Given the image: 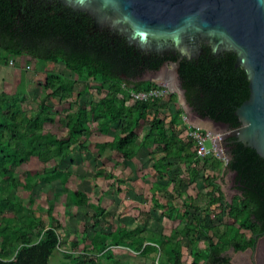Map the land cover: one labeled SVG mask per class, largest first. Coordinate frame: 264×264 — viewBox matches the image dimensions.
<instances>
[{"label": "trees", "instance_id": "16d2710c", "mask_svg": "<svg viewBox=\"0 0 264 264\" xmlns=\"http://www.w3.org/2000/svg\"><path fill=\"white\" fill-rule=\"evenodd\" d=\"M0 54V66H7L11 59L30 57L52 65L63 63L74 74L71 78L55 69L47 70L43 89L49 92L41 97L38 111L33 114L23 108L30 98L26 71L19 73L13 85L0 89V179L6 182L7 193L0 194V264H52L60 251V221L51 212L47 216L21 218L15 212L23 208L19 194L32 196L38 184L59 180L68 185L70 172L58 168L48 171L47 165L55 159L66 160L76 148L92 153L96 160L110 150L133 163H140L141 150H147L154 170L161 177L170 174L174 185L184 174L194 181L202 168L224 167L235 173L234 185L239 195L227 201L212 176L208 185L213 191L205 206H196L195 198H183L179 190L180 207L152 184L151 207L168 217L176 212V219L187 222L181 231L143 236V229L130 230L124 225L122 214L112 216L102 190H94L97 204L86 192L71 191L75 206L92 208L94 213L92 223L82 230L88 250L79 258L62 253L61 264H100L102 258H113L111 249L115 247L129 249L147 258L149 264H232L230 249L247 251L256 245L255 235L264 236V159L254 149L228 137L225 143L230 159L224 165L217 157L201 158L194 143L178 134L177 127L185 125L181 118L185 112L176 94H172L171 101L180 112L173 114L169 126L160 117L166 107L162 98L129 104L133 93L160 88L153 81L139 78L148 71L159 70L166 60L175 62L174 56L142 54L123 37L94 31L92 20L84 13L63 6L50 9L34 0H0ZM17 67L21 68L20 64ZM179 77L186 102L199 118H210L230 129L240 126L236 112L249 99L250 88L244 69L236 66L234 53L215 57L207 50L198 59L183 60ZM92 83L98 85L95 90L100 98L85 104L81 99L91 90ZM51 99H59L60 104L71 108L67 139L44 128L55 120ZM114 126L119 132L112 141L90 147L88 139L93 133L108 135ZM154 146L164 155L157 157ZM96 175L125 183L106 170H98ZM223 205L233 222L224 228L207 224L202 217L211 216ZM109 217L112 228L105 234L101 224ZM89 229L93 231L91 237ZM243 231L251 232V236ZM177 234L181 240L176 239ZM198 238L205 239V248H195ZM184 240L191 249V263L183 259Z\"/></svg>", "mask_w": 264, "mask_h": 264}, {"label": "rangeland", "instance_id": "374dc122", "mask_svg": "<svg viewBox=\"0 0 264 264\" xmlns=\"http://www.w3.org/2000/svg\"><path fill=\"white\" fill-rule=\"evenodd\" d=\"M17 64H20L21 68L17 67ZM49 69H55L56 72L71 78L74 77V74L69 71L63 63L52 65L45 62H38L30 57L24 59L15 58L11 59L7 66H0V89L13 85L19 73L26 71L30 98L24 102L23 108L29 114L36 113L41 97L49 92L43 89L47 77L46 71ZM150 81L157 83L156 80ZM97 86V84L92 83L91 90L84 94L81 102L90 104L91 102L98 101L100 97L95 90ZM171 91V94L162 97V103L165 104L166 107L160 112V117L168 126L173 114H179L180 112V108L171 101L172 94L177 95V100L181 108L185 111V108L179 101L178 94L174 90ZM129 104H133V102L130 101ZM51 105L55 120L53 123H46L44 128L47 131H51L67 139V115L71 111V108L68 104H60L59 99H51ZM149 118L151 119V116ZM188 122L190 125L195 126L194 123ZM139 130L143 136V128ZM177 131L179 135H183V137L187 139L185 127L183 125H179ZM206 131L213 134L209 129ZM118 132V128L114 126L108 135H102L99 132L93 133L88 139L90 147L94 149L97 143L112 141ZM207 145L211 146V142L208 141ZM154 152L157 157L164 155L156 146H154ZM139 158L141 159L140 163H133L124 160L118 153L107 150L100 160H96L92 153L76 148L66 160L61 161L55 159L50 161L47 165L48 171H53L58 168L71 173L67 186H64L57 180L51 184H38L33 190L32 196L19 194L23 199V208L15 212L18 218L42 217L47 216L48 213L51 212L61 223V228L58 230L61 239L60 251L53 257L51 261L52 264H61L64 260L62 255L64 252L70 253L74 258H79L88 250V246L83 243L82 230L85 226H89L92 223L94 211L92 208L75 206L70 199L71 191H84L92 197V202L97 204L98 197L94 190H102L104 193V203L112 216L122 214L124 225L130 230L136 228L143 229V236H148V233H170L173 229L181 231L187 222V219H176V212H174L171 217H168L161 211L151 207L152 184H155L156 187L161 190V194L166 199H175L180 207L182 206V201L181 197L177 195V191L179 190L183 193V198L192 196L195 198L194 204L196 206H205L209 195L213 191V187L208 185V178L212 176L215 177L216 183L221 185L222 190L227 194L228 198L231 195H239L238 191L235 189L234 175H229L224 167L220 170H214L209 167L202 168L199 171L198 178L194 181H191L190 177L184 174L180 179H176V185H174V183H171L172 177L170 174L161 177L154 170L153 160L147 150H141ZM221 163L223 165L225 164L224 161ZM98 170H106L107 172L113 173L118 179L123 180L125 183L117 184L112 179L107 180L98 177L96 175ZM19 176L20 178L23 177L21 174ZM178 185H181L182 188L178 187ZM5 186L6 182L0 179V194L3 196L7 195L4 190ZM119 188L120 191L118 190ZM190 212L195 214L192 209ZM214 214L209 217L205 215L202 218L207 224L220 225L222 228H224L226 224L233 222L227 215V210L224 209V205ZM190 219H192V217L189 218V220ZM111 228L112 217H109L106 222H102L101 229L105 234H108ZM247 232V234L251 236V232ZM88 233L90 237L93 236L92 230L89 229ZM36 238L37 235L34 233V239ZM176 239L181 240V236L177 234ZM74 243L76 245H74ZM194 246L197 250L205 248V239L198 238ZM111 252L113 258L110 260L102 258L100 264H149L147 258L126 248L115 247L111 249ZM183 253L184 262L191 263V249L185 240L183 241Z\"/></svg>", "mask_w": 264, "mask_h": 264}, {"label": "water", "instance_id": "95a60500", "mask_svg": "<svg viewBox=\"0 0 264 264\" xmlns=\"http://www.w3.org/2000/svg\"><path fill=\"white\" fill-rule=\"evenodd\" d=\"M58 1L90 17L94 31L123 37L142 54L174 56L172 83L156 72L146 73L139 80H156L159 86L174 90L188 121L219 136L215 144L226 161L230 159L225 143L228 137L254 149L264 159V0ZM207 50L215 57L234 53L236 66L246 73L250 97L236 112L240 123L237 128L199 118L186 102L179 77L181 62L198 59ZM261 238L254 236V248ZM254 248L247 251L254 252Z\"/></svg>", "mask_w": 264, "mask_h": 264}, {"label": "built area", "instance_id": "2783aa9c", "mask_svg": "<svg viewBox=\"0 0 264 264\" xmlns=\"http://www.w3.org/2000/svg\"><path fill=\"white\" fill-rule=\"evenodd\" d=\"M171 92L172 91L169 88L160 86V88L153 89L146 93H133L131 102L135 103L136 101L148 100L149 98H162L168 96ZM181 118L185 124L186 137L194 143L195 150L199 157H217L225 163L227 162L226 157L219 156L215 144V141L219 138L218 135H214L206 130L204 131L198 127L190 125L185 113L181 115ZM208 141L211 142V146L207 145Z\"/></svg>", "mask_w": 264, "mask_h": 264}, {"label": "crops", "instance_id": "0c3cea01", "mask_svg": "<svg viewBox=\"0 0 264 264\" xmlns=\"http://www.w3.org/2000/svg\"><path fill=\"white\" fill-rule=\"evenodd\" d=\"M185 112V111H184ZM194 127H198L202 130H207L204 127L198 126L195 124ZM226 195L227 201L231 202L232 199L237 195H231L229 198ZM248 237H250L247 233V231H243ZM261 238V237H259ZM258 247L257 250L254 252L244 251V252H236L233 249H231L228 252L229 257L231 258L232 264H263L264 263V236L258 241Z\"/></svg>", "mask_w": 264, "mask_h": 264}, {"label": "flooded vegetation", "instance_id": "af4514ba", "mask_svg": "<svg viewBox=\"0 0 264 264\" xmlns=\"http://www.w3.org/2000/svg\"><path fill=\"white\" fill-rule=\"evenodd\" d=\"M35 2H41L42 4H46L48 5V7L51 9L53 8L54 6L55 7H60V6H63L65 8H69L71 10H73L72 8L70 7H67V6H64L63 4H61L58 0H54L52 2H49V1H43V0H34ZM73 12H77V13H83V12H78V11H75L73 10ZM85 14V13H84ZM90 18V17H89ZM91 19V18H90ZM92 20V19H91ZM93 22V21H92ZM148 55V54H147ZM151 54H149L150 56ZM155 55V54H154ZM160 57H164V56H160ZM173 62L172 61H165L163 63V65L161 66V69L159 71H148L147 73H160L162 74V77L163 79H168L169 82L172 83V80L170 79V73H173ZM145 75V74H144ZM179 82V81H178ZM229 175H234V179H235V173H233L232 171H229L228 172ZM257 248H254V251H256ZM264 264V263H263Z\"/></svg>", "mask_w": 264, "mask_h": 264}]
</instances>
